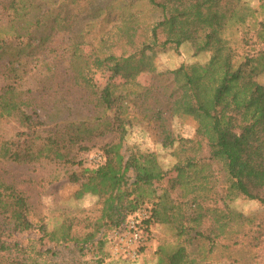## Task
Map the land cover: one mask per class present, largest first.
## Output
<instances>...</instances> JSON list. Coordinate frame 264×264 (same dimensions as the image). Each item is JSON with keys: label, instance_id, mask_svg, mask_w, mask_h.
Here are the masks:
<instances>
[{"label": "trees", "instance_id": "16d2710c", "mask_svg": "<svg viewBox=\"0 0 264 264\" xmlns=\"http://www.w3.org/2000/svg\"><path fill=\"white\" fill-rule=\"evenodd\" d=\"M76 1L10 0L4 6L8 30L0 34V60L8 54L9 64H16L11 67L16 73L22 57L30 58L48 49L58 54L50 45L53 37L67 36L74 31L77 17L83 11ZM116 1L120 4L117 20L100 39L106 52L100 63L106 68L108 82L102 87L95 84L90 87L98 108L97 116L65 122L36 149L29 136L21 146L4 141L0 145V158L26 164L41 160L71 163L80 169L68 177L69 182L78 187L75 199L86 195L98 197L102 208L94 233L87 234L81 241L73 240L77 245L82 244L79 250L94 239L100 228H117L129 216L145 208L148 218L143 225L148 238L150 225L161 224L171 227L180 241L171 253L164 254L162 248L157 249L164 257L160 264H196L188 247L198 239L209 244L210 252L215 240L193 229L190 225L193 214L212 213L210 202L221 201L227 213L238 222L244 217L232 214L227 204L240 197L256 201L264 208V85L256 80L264 73V47L255 55L245 54L237 59L235 50L223 36L231 23L243 24L256 12L242 0ZM134 3H145L156 19L145 25L143 13L131 11ZM258 3L264 18V0ZM69 6H75L77 11ZM93 13L98 16L99 11L94 9ZM259 26L263 39L264 21ZM132 28H137V34L133 43H127L124 40ZM8 40H16L17 45ZM115 45L127 47L129 57L146 53L156 57L168 50L188 48L192 58L206 54L207 60L182 63L171 70L157 72L153 69L149 85L131 99L129 93L115 94L111 86L119 74V64L112 53ZM73 57L75 61L69 64L74 68L81 57ZM79 68L76 63L74 72ZM12 90L9 86L6 92ZM0 110L2 116L18 112L23 124L32 127L30 117L23 114L16 103L6 101L4 94L0 97ZM177 117H188L196 123L194 139L174 135L171 122ZM135 126L153 131L161 148L174 147L178 160L170 169L164 172L152 151H142L136 146L124 148L123 142ZM108 132L115 134L117 142L101 150L102 164L91 169L68 159L71 147L87 151L86 142ZM203 146L207 153L204 158L198 154ZM214 163L220 165L225 177L220 193L214 191L216 186L210 182L211 177L215 178L209 169ZM167 176L161 193L157 194L153 181ZM29 214L24 193L0 180V218L7 220L13 231L25 232L32 229ZM41 228L45 229L43 225ZM66 229L68 232L62 234L60 241L52 237L50 241H71L70 226ZM97 245L101 249L103 242L98 241ZM3 250L10 249L1 242L0 251ZM25 258L17 264H40L33 257ZM82 264H103V260Z\"/></svg>", "mask_w": 264, "mask_h": 264}, {"label": "rangeland", "instance_id": "374dc122", "mask_svg": "<svg viewBox=\"0 0 264 264\" xmlns=\"http://www.w3.org/2000/svg\"><path fill=\"white\" fill-rule=\"evenodd\" d=\"M9 1L0 0L2 35L8 30L4 6ZM87 1H76L83 11L77 17L74 31L67 36L60 34L53 37L54 41L50 47L58 54L48 49L33 54L30 58L22 57V64L16 73L11 70L16 64H9L11 58L8 54L0 60V97L4 94L6 101L16 103L21 112L30 117L32 125L28 128L23 124L18 112L2 116L0 110V145L7 141L14 146H21L29 136L36 149L45 137L58 131L65 122L97 116L98 108L95 107L96 100L90 87L92 84L102 87L108 82L106 68L100 63L106 56L100 39L114 26L120 4L116 0H91L89 3ZM242 1L256 13L243 24L231 23L223 35L235 50L237 59L245 54L255 55L264 47V38L261 39L262 31L259 26L264 18L258 10V0ZM69 9L77 11L75 6H69ZM94 9L99 11L98 16L93 13ZM130 9L143 13L145 25L156 19L153 13L148 12L145 3H134ZM75 33H78L76 38ZM136 34L137 28H132L124 41L133 43ZM8 41L17 45L16 40ZM119 47L115 45L112 49L119 64V74L111 86L115 94L129 93L131 99L134 94L142 92L143 88L149 85L153 69L159 72L177 68L182 63H202L207 60L206 54L192 58L188 48L168 50L156 57L151 53L129 57L128 48ZM10 52L13 53V50L10 49ZM74 55L81 57L76 62L80 66L76 72V63L74 68L69 64L75 61ZM256 80L264 85V73ZM9 86L13 90L6 92ZM110 118V115L107 116L108 120ZM196 127V123L188 117H177L171 122L174 135L181 139H194ZM155 138L153 131H147L143 126H135L123 145L124 148L136 146L142 151L154 152L165 172L176 163L178 156L174 147L163 149L156 143ZM114 142L117 140L112 132L98 135L85 143L89 148L87 151H81L76 146L71 147L68 159H72L73 163L81 162L87 168H96L103 162L101 150L105 145ZM198 154L206 157L204 146ZM209 169L215 177L210 179L216 186L214 191L220 193L225 185L220 165L214 163ZM79 171L80 169L71 163L41 160L26 164L0 158V180L13 185L27 197L29 219L32 223L30 231L19 232L13 231L7 220L0 218V243L3 242L10 249L0 251V264H11L14 260L17 262L12 264H17L28 256L35 258L40 264H82L96 259H102L103 264H160V259L164 260V257L157 251L158 248H162L164 254L175 250L180 241L171 227L161 224L150 225L147 247L135 261L123 262L108 255L107 242L113 229L107 226L100 228L94 239L79 250L82 244L77 245L73 240L81 241L87 234L94 233L102 208V201L98 197L86 195L80 200L75 199L74 193L78 187L70 183L68 177ZM168 178H156L153 181L152 186L157 194L161 193ZM214 191L211 192L212 197L215 195ZM178 203L180 204V201ZM227 205L232 214H241L244 218L235 221L221 201L210 202L212 213H197L191 216L190 225L193 229L214 238L215 246L209 252V244L197 239L193 246L187 249L190 256L196 258V264H264V208L258 202L243 197ZM147 211L145 210L146 213ZM68 225L71 241H50V237L59 240L63 233L68 232ZM98 241L103 242L101 249L97 245Z\"/></svg>", "mask_w": 264, "mask_h": 264}, {"label": "built area", "instance_id": "2783aa9c", "mask_svg": "<svg viewBox=\"0 0 264 264\" xmlns=\"http://www.w3.org/2000/svg\"><path fill=\"white\" fill-rule=\"evenodd\" d=\"M145 210V208L138 210L122 225L111 231L107 242V252L110 257L135 261L141 256L148 242V235L143 225V221L148 218Z\"/></svg>", "mask_w": 264, "mask_h": 264}]
</instances>
